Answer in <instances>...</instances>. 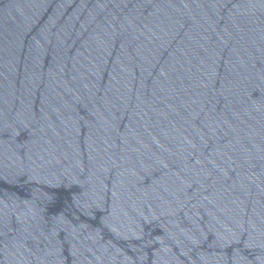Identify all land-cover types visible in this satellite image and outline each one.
Returning <instances> with one entry per match:
<instances>
[{"label":"water","instance_id":"95a60500","mask_svg":"<svg viewBox=\"0 0 264 264\" xmlns=\"http://www.w3.org/2000/svg\"><path fill=\"white\" fill-rule=\"evenodd\" d=\"M0 264H264V0H0Z\"/></svg>","mask_w":264,"mask_h":264}]
</instances>
